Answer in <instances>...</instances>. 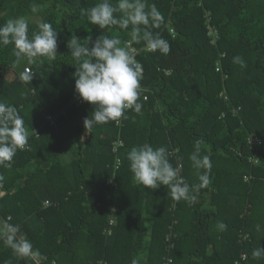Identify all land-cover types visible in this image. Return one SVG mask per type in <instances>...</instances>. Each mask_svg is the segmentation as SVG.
I'll return each mask as SVG.
<instances>
[{
    "label": "trees",
    "instance_id": "1",
    "mask_svg": "<svg viewBox=\"0 0 264 264\" xmlns=\"http://www.w3.org/2000/svg\"><path fill=\"white\" fill-rule=\"evenodd\" d=\"M98 2L0 0V24L25 16L30 37L40 22L58 32L55 60H18L13 45L0 47V100L17 108L29 133L38 129L11 167H0V218L20 226L33 254L18 255L0 240V264H236L243 254L245 264H264V255H252L264 248V0H148L164 17L153 31L171 46L164 55L132 42L148 100L139 99V114L128 109L126 119L85 128L95 106L70 103L78 65L68 41L102 34L121 46L131 41V27L102 30L89 23L85 10ZM206 13L220 36L216 46ZM236 56L246 67L233 62ZM218 62L223 73L216 72ZM27 66L32 81L21 79ZM47 115H57L54 125ZM251 133L263 139L256 150L247 146ZM117 140L124 145L114 153ZM197 140L212 167L211 182L193 192L194 202L174 200L167 186L150 189L135 181L126 154L148 143L166 146L173 166L198 185L189 159ZM255 155L258 163L250 161ZM112 216L116 224L108 236ZM219 221L226 230L218 229Z\"/></svg>",
    "mask_w": 264,
    "mask_h": 264
},
{
    "label": "clouds",
    "instance_id": "2",
    "mask_svg": "<svg viewBox=\"0 0 264 264\" xmlns=\"http://www.w3.org/2000/svg\"><path fill=\"white\" fill-rule=\"evenodd\" d=\"M32 10L36 11L35 5ZM85 14L89 23L102 30L110 26L122 30L131 27V41L123 46L120 39L105 34L95 40L90 36L81 40L73 35L68 41L67 47L78 65L73 73L75 90L83 101L95 106L92 115L83 121L85 128H92L97 124L126 119L128 109L137 114L141 112L142 104L138 101L142 90V66L135 59L132 42L143 43L147 51L164 55L170 52L171 46L159 32L153 31L160 27L164 17L155 4H148V0H100L86 9ZM29 25L30 18L25 16L0 24V47L13 45L18 60L38 56L55 60L58 32L51 23L40 22L38 31L30 37ZM233 62L246 67L240 56L234 57ZM34 75L31 69H26L21 79L32 81ZM28 140L24 118L14 105L0 100V167L10 168L17 151L29 146ZM201 143L202 140L196 141L195 150L189 156L192 167L197 170L198 185H190L184 179L180 174L182 166H173L166 146L153 147L148 143L133 146L126 154L130 171L135 181L145 188L156 189L164 185L170 189L174 200L194 202L196 197L193 192L211 182V161L209 156L201 155ZM3 180V175H0V182ZM10 220V217L0 218V240L18 255H32V243L19 235L20 226ZM217 227L227 229L222 221L217 223ZM252 255L261 257L264 248L254 250ZM132 264H137V261L133 260Z\"/></svg>",
    "mask_w": 264,
    "mask_h": 264
},
{
    "label": "built area",
    "instance_id": "3",
    "mask_svg": "<svg viewBox=\"0 0 264 264\" xmlns=\"http://www.w3.org/2000/svg\"><path fill=\"white\" fill-rule=\"evenodd\" d=\"M206 19H207V23H206V25H207V30H208V36L210 37L211 44L214 45V46H216L217 43H218V41L220 40L219 33H218V31H217L216 28H214L213 26L210 25V22H211L210 13H206ZM170 33H171L172 35H175V31H174V29H170ZM131 47L134 49V55H136L139 51H138L136 48H134L132 45H131ZM143 50H146V48L144 47ZM146 51H147V50H146ZM148 52H150V51H148ZM140 65H141V64H140ZM141 66H142V65H141ZM26 69H31V70L33 71V69H32L30 66L25 67V70H26ZM216 72H218V73H223V71H222V67H221V63H220V62H218V63L216 64ZM142 74H143V67H142ZM166 74H170V71H166ZM224 79H225V80L228 79V76H227V75H224ZM220 97L223 98L225 102H229V98H228V96L225 94V92H222V93L220 94ZM139 99H143L144 101H147V100H148V96L143 94V89L141 90V94H140V98H139ZM70 103H71V105L76 104V106H79V105L82 103L81 98L79 97L78 93H75V94L73 95V97L71 98ZM238 111H239V109H236V108L232 109V113H233L234 115H237ZM224 115H225V114H224ZM224 115H223V116H224ZM56 121H57V115H47V116H46V123H49L50 125H54V124L56 123ZM37 130H38V129H35L34 132L29 133V137H30L33 133H36ZM246 142H247V146H248L250 149H252V150H256V149H258L259 147L262 146V144H263V139H262L258 134H256V133H251V134L248 135V137H247V141H246ZM123 145H124V144H123L122 140H117V141H115V142L113 143V151H114V153H117V152L119 151V149H120ZM27 148H28V147H27ZM27 148H26V149H27ZM250 161L253 162V163H258V158H257V156L255 155V156L251 157V158H250ZM120 166H121V160H120V158H117V159H116V162H115V166H114L115 170H118ZM245 180H249V177L246 176V177H245ZM111 183H112V181H111ZM3 195H4V188H3V186H2V184H1V182H0V201H1L2 197H3ZM49 204H50L49 201H46V202L44 203V206H49ZM115 224H116V219H115L114 216H112V217L109 219V222H108V228L105 230V234H106V235L109 236V235L112 234V227H113ZM242 239H244V240L249 239V235H248V234H246V235H242ZM246 260H247V255H246V254H243V255H242V256L236 261V264H245ZM170 262H171V260L168 261V263H170ZM102 264H106V263H102Z\"/></svg>",
    "mask_w": 264,
    "mask_h": 264
},
{
    "label": "rangeland",
    "instance_id": "4",
    "mask_svg": "<svg viewBox=\"0 0 264 264\" xmlns=\"http://www.w3.org/2000/svg\"><path fill=\"white\" fill-rule=\"evenodd\" d=\"M33 20L37 21V19H35V18Z\"/></svg>",
    "mask_w": 264,
    "mask_h": 264
}]
</instances>
